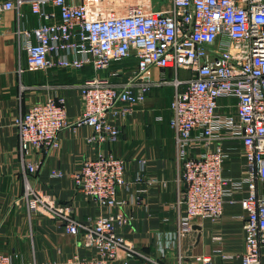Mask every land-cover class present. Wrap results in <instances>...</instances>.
<instances>
[{
	"label": "built area",
	"instance_id": "1",
	"mask_svg": "<svg viewBox=\"0 0 264 264\" xmlns=\"http://www.w3.org/2000/svg\"><path fill=\"white\" fill-rule=\"evenodd\" d=\"M23 5L36 24L25 27ZM14 11L19 53L28 70L91 76L78 84L81 110L70 120L64 96L30 103L13 118L23 180L20 199L29 218H55L78 248L52 264H130L143 258L120 230L130 225L124 212L141 201L148 187L167 186L137 159L132 179L127 161L106 148L154 87L171 86L168 126L177 168L176 211L179 240L195 220L217 224L226 204L242 214L244 251L239 264H262L264 249V0H0L2 16ZM133 61V63H131ZM159 70L157 78L151 70ZM167 71L171 77L166 76ZM86 125V143L97 147L71 174L76 192L104 210L79 220L71 203H57L30 181L41 159L58 150L62 130ZM240 161L237 176L223 173L226 161ZM56 168L51 179L62 176ZM144 187L131 192L133 185ZM125 196L120 197L119 194ZM16 252L0 251V264H14ZM183 253L176 257L182 264ZM198 264H214L208 255Z\"/></svg>",
	"mask_w": 264,
	"mask_h": 264
},
{
	"label": "crops",
	"instance_id": "2",
	"mask_svg": "<svg viewBox=\"0 0 264 264\" xmlns=\"http://www.w3.org/2000/svg\"><path fill=\"white\" fill-rule=\"evenodd\" d=\"M22 11V24L28 28L34 26L36 19L28 6L23 5ZM16 26V13L5 12L0 28V251L16 252L19 257L14 264H52L72 254L79 241L76 236L65 233L55 218L41 214L27 216L20 199L23 180L17 154V134L12 122L30 103L57 95L66 99V114L72 120L81 110L78 84L84 77L78 73L67 76L58 70H28L25 54L18 51ZM158 71L152 69L151 77L157 78ZM166 76L171 77V72L167 71ZM162 87L149 91L144 103L135 107L133 116L120 126L118 140L106 146L116 156L126 158L128 178L134 176L137 159L145 158L147 172L159 180H167L166 187L159 183L148 187L141 193L139 203L123 209L132 219L130 225L120 232L137 250L163 264H177L179 252L184 255L182 264H198L196 257L203 255L210 256L214 264H239L240 254L244 251L241 218L244 211L237 202L224 206L217 224L195 220L179 242L173 238L176 211L172 204L177 196L178 174L173 132L168 126L173 88L170 86L169 102L160 108L163 110H158L160 103L157 100L150 103L147 99L154 90ZM91 132L86 125L62 130L58 150L47 156L37 155L42 163L36 172L30 174V181L37 189L57 203H71L72 215L79 220L104 211L91 198L76 192L71 177L85 158L96 154V145L86 143ZM53 168L62 171L60 178H50ZM239 172V159L225 162V175L237 176ZM142 187L143 183H137L131 192ZM260 260L264 264V249ZM130 264L152 263L143 258H132Z\"/></svg>",
	"mask_w": 264,
	"mask_h": 264
},
{
	"label": "rangeland",
	"instance_id": "3",
	"mask_svg": "<svg viewBox=\"0 0 264 264\" xmlns=\"http://www.w3.org/2000/svg\"><path fill=\"white\" fill-rule=\"evenodd\" d=\"M154 2L156 0H153ZM159 3H166L167 0H158ZM170 78V76H168ZM155 92H158L155 94ZM154 93V94H153ZM170 93H171V89H170V86H163L161 89H157V90H154L152 92V96L151 98L148 96V101L151 103L152 100H157L160 105H158V110H163V109H160L162 107L165 106V104H167L169 102V98H170ZM162 112H165V111H162Z\"/></svg>",
	"mask_w": 264,
	"mask_h": 264
},
{
	"label": "trees",
	"instance_id": "4",
	"mask_svg": "<svg viewBox=\"0 0 264 264\" xmlns=\"http://www.w3.org/2000/svg\"><path fill=\"white\" fill-rule=\"evenodd\" d=\"M131 63H133V61H132ZM59 72H61V71H59ZM61 73H62V74H65V75L68 76V74H66V73H64V72H61ZM79 74H82L83 77L91 76V75L93 74V70H92L90 67H88V68H84V69H82V70L79 72ZM69 77H70V76H69Z\"/></svg>",
	"mask_w": 264,
	"mask_h": 264
}]
</instances>
